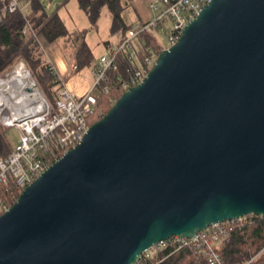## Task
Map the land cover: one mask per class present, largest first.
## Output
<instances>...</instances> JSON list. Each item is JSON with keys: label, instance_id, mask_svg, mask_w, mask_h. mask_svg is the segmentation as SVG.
I'll use <instances>...</instances> for the list:
<instances>
[{"label": "water", "instance_id": "obj_1", "mask_svg": "<svg viewBox=\"0 0 264 264\" xmlns=\"http://www.w3.org/2000/svg\"><path fill=\"white\" fill-rule=\"evenodd\" d=\"M264 217V0H212L0 216V264H136Z\"/></svg>", "mask_w": 264, "mask_h": 264}, {"label": "built area", "instance_id": "obj_2", "mask_svg": "<svg viewBox=\"0 0 264 264\" xmlns=\"http://www.w3.org/2000/svg\"><path fill=\"white\" fill-rule=\"evenodd\" d=\"M211 2L154 0L150 6L155 13L154 19L135 25L131 34L115 49L96 61L92 67V88L81 97L66 88L65 80L58 75L50 60L47 61L58 84L53 102L41 92L23 62L20 64L22 73L17 70L0 77V125L8 129L16 128L21 134L20 145L10 156L0 160V216L8 212L23 191L54 163L83 142L102 94H109L111 87L124 94L144 82L159 55L152 46H145L143 35L150 34L156 45L166 50L168 48L162 47L151 33L162 29L168 34L171 47L175 46L187 26ZM5 10L10 13L24 12L19 0H8ZM24 34H30L40 42L41 34L31 24L27 25ZM72 69L77 71L78 67L72 65ZM25 76L30 85L23 80ZM3 192L10 197H4ZM229 240L225 223L216 224L193 239L173 236L162 241L140 255L136 264H160L184 248L195 250L199 263L205 259L208 264H223L218 249ZM165 252L167 255L160 258ZM263 253L264 250L245 264L255 262Z\"/></svg>", "mask_w": 264, "mask_h": 264}, {"label": "trees", "instance_id": "obj_3", "mask_svg": "<svg viewBox=\"0 0 264 264\" xmlns=\"http://www.w3.org/2000/svg\"><path fill=\"white\" fill-rule=\"evenodd\" d=\"M46 1L19 0L24 12L10 13L5 10L8 0H0V77H4L16 65L23 62L27 69L32 71L39 88L42 87L46 91L48 95L46 98L53 102L58 90L57 77L48 64L40 42L32 35L24 34L28 24L40 32L48 42L57 43L67 50L73 56V65L78 67V71L86 66L93 67L96 62L91 63L92 52L86 42V31L70 33L57 14L51 16L48 13ZM78 1L94 24L99 20L102 9L107 7L114 19L112 33L125 30L122 0ZM143 38L146 47L152 46L158 55L162 52L163 49L156 45L150 34H144ZM122 95L112 87L109 94H102L95 114L90 120L91 126L108 114L113 108L112 101L117 102ZM6 129L8 128L0 125V160L7 158L14 151L7 139ZM3 196L10 197L6 192H3ZM225 225L230 240L218 249L223 264H245L264 250V217L252 215ZM166 255L165 252L160 258ZM197 257L195 250L184 248L160 264H208L205 259L199 263ZM251 264H264V253Z\"/></svg>", "mask_w": 264, "mask_h": 264}, {"label": "rangeland", "instance_id": "obj_4", "mask_svg": "<svg viewBox=\"0 0 264 264\" xmlns=\"http://www.w3.org/2000/svg\"><path fill=\"white\" fill-rule=\"evenodd\" d=\"M46 2L48 13L51 16L57 14L71 32H75L77 30L86 31V42L92 52L91 63L98 61L102 55L109 54L110 47L117 46L119 40L121 39V35H114L112 33L111 29L113 27L114 19L110 16V11L107 7L102 9L99 20H97L94 24L85 14L78 0H47ZM151 33L155 36L158 43L162 47L168 49L171 47L168 41V34L165 31L162 29L159 31L154 30ZM42 41L45 43L48 42L41 35L40 42ZM50 45L51 44L47 46V44H45L44 51L46 55H48L47 57L51 58ZM56 46H58L61 54L65 58H68L67 54L69 52L59 44ZM20 64L21 63L16 65L13 70L8 72L6 75L16 72L20 68ZM26 70L29 71L30 69L28 68ZM72 72L73 73H71L66 79V88L72 94L79 96H83L90 92L93 85L92 67L86 66L80 71L75 72L72 70ZM40 88L45 97H48L46 91L42 87ZM6 136L13 149L20 145L21 134L16 128L6 129Z\"/></svg>", "mask_w": 264, "mask_h": 264}, {"label": "crops", "instance_id": "obj_5", "mask_svg": "<svg viewBox=\"0 0 264 264\" xmlns=\"http://www.w3.org/2000/svg\"><path fill=\"white\" fill-rule=\"evenodd\" d=\"M153 2H154V0H122L121 4L124 7V9L122 11V17H123V20L125 23V30L118 31L114 34V35H121V39L119 40L117 46L128 35L131 34V30L135 25H137L139 23H145V22H148V21H151L152 19H154L155 13L152 12V10L150 8V6ZM110 16H111V14H110ZM65 26H66V24H65ZM67 29H68V27H67ZM68 31L70 33H74V32H71L69 29H68ZM78 31H81V30H77L75 32H78ZM41 44H42L43 49H44L45 44H47V46L49 44H51L50 45L51 58L47 57V59L51 61L52 65L54 66L58 75L61 78L65 79V82H66V79L68 78V76L71 73H73L72 72V70H73L72 65H73V60H74L73 56L68 53L67 54L68 58H65L61 54L58 46H56L57 43H50V42L45 43L44 41H42ZM117 46L110 47V51L115 49ZM46 56H48V55H46ZM76 96L81 97L79 95H76Z\"/></svg>", "mask_w": 264, "mask_h": 264}, {"label": "bare ground", "instance_id": "obj_6", "mask_svg": "<svg viewBox=\"0 0 264 264\" xmlns=\"http://www.w3.org/2000/svg\"><path fill=\"white\" fill-rule=\"evenodd\" d=\"M18 72H19V73H22L23 71H22L21 68H19V69H18ZM23 80L25 81V83L27 82V84L30 85L31 82L28 80V77H27V76L23 77Z\"/></svg>", "mask_w": 264, "mask_h": 264}]
</instances>
